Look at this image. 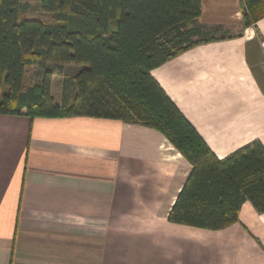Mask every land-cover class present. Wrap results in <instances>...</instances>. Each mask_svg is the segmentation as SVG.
<instances>
[{"label":"crops","instance_id":"obj_1","mask_svg":"<svg viewBox=\"0 0 264 264\" xmlns=\"http://www.w3.org/2000/svg\"><path fill=\"white\" fill-rule=\"evenodd\" d=\"M242 20L241 0H201L198 22L229 37L150 71L218 158L264 146V17ZM190 169L143 125L0 114V264H264L249 201L219 230L168 221Z\"/></svg>","mask_w":264,"mask_h":264},{"label":"trees","instance_id":"obj_2","mask_svg":"<svg viewBox=\"0 0 264 264\" xmlns=\"http://www.w3.org/2000/svg\"><path fill=\"white\" fill-rule=\"evenodd\" d=\"M29 0H0V114L117 119L159 131L191 169L168 221L219 230L249 201L264 212V146L252 140L218 158L150 71L201 43L229 37L198 22L201 0H38L45 21L23 17ZM242 24L264 0H241ZM72 65V75L61 67ZM31 76L41 78L24 83ZM63 75L61 103L52 75ZM3 88L5 91L2 92Z\"/></svg>","mask_w":264,"mask_h":264},{"label":"rangeland","instance_id":"obj_3","mask_svg":"<svg viewBox=\"0 0 264 264\" xmlns=\"http://www.w3.org/2000/svg\"><path fill=\"white\" fill-rule=\"evenodd\" d=\"M28 4L29 5L26 7V9L24 10L22 14L23 17L38 18V19H43L45 21L51 18L49 13L42 10L38 0H29ZM61 70L63 71V73H65L64 75H72L74 71V67L72 65L70 66L66 64L61 67ZM40 74L41 75H36L35 77L28 74L24 80V83L25 84L31 83L32 80L34 81V80H37L38 78H41L43 73H40ZM62 78H63V75L61 76V75H56V74H53L51 78V83H53L52 91L54 92V96L56 97V99H59V91L61 90ZM4 91H5V88H3L2 92Z\"/></svg>","mask_w":264,"mask_h":264}]
</instances>
